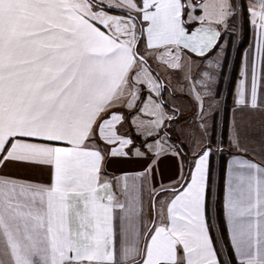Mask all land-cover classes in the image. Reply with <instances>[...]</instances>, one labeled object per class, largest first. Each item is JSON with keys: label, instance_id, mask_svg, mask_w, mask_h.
Here are the masks:
<instances>
[{"label": "snow or ice", "instance_id": "1", "mask_svg": "<svg viewBox=\"0 0 264 264\" xmlns=\"http://www.w3.org/2000/svg\"><path fill=\"white\" fill-rule=\"evenodd\" d=\"M235 9L233 0H0V169L11 162L50 173L39 184L0 172V264H222L207 218L212 150L201 147L195 129L187 133L190 178L163 190L171 198L158 213L150 206L146 230L139 194L125 184V202H118L105 160L129 151L150 159L137 174L143 181L162 156L180 155L166 146L177 113L167 111L162 75L187 78L190 54L208 60L235 28ZM247 15L264 53V0H251ZM216 66L198 69L204 79L194 83L207 91L208 69ZM245 96L242 79L237 109L264 108L255 58ZM125 124L135 137L121 131ZM200 127L206 135V122ZM242 135L261 160H236L225 218L235 264H264V132L252 135L249 124L243 134L234 123L230 142L240 147Z\"/></svg>", "mask_w": 264, "mask_h": 264}, {"label": "crops", "instance_id": "2", "mask_svg": "<svg viewBox=\"0 0 264 264\" xmlns=\"http://www.w3.org/2000/svg\"><path fill=\"white\" fill-rule=\"evenodd\" d=\"M236 5V0H233ZM246 8L251 7L249 0H245ZM236 10V9H235ZM248 24L247 38L244 47L240 52H236L237 44L239 43L235 38V28L230 29L225 34L224 39L220 41L221 48H217L203 64L200 61L203 58L195 57L193 60L195 63L192 67L191 74L186 78L184 72L176 71L171 76H167L161 79V83L165 84L166 90L163 94V100L168 104L167 111L171 114L172 109L175 108L177 113V119L171 133L172 138L178 139L179 143L184 145L186 156L180 152L179 156L165 155L162 156L154 165L152 171L148 173V179L143 180L137 174L145 171L147 166L151 163L150 159H138L132 155V151H129L128 157H106L105 171L107 173L106 179L112 184L110 191L115 195L118 202H125L123 193L125 192V184H127V192L135 196L139 194L142 202V208L144 212L143 225L145 230L151 226L148 221L150 219L149 211L150 206L156 201L159 204L155 207L156 212L160 211L161 205L170 200L171 194L164 193V189H171L173 186H179L183 176L185 165H188V175L190 178V169L194 168L193 157V140L187 133L191 129H195L197 136L201 139V147L208 145L207 142L210 139L215 143L211 148L210 156L214 158V168L210 176H208L207 189L211 188V198L214 194L216 178H217V155L222 153L225 155V159L221 165L222 167V221L225 227L227 241L230 246L232 260L235 264V251L232 249L231 241L228 234V225L225 218V194H226V180L229 177L230 172L235 166L237 159H253L256 162L261 160L260 156H253L251 152L252 145L247 139L242 138L240 140V147H236L230 142L231 130L233 124L242 128V133L247 134L249 132V124L251 125V134L259 137L264 132V108H258L256 110L240 109L238 110L235 105L237 87L240 80L245 81V90L247 99L250 95L251 81H252V62L255 58V73L257 79V100L258 103L264 105V53L258 51L256 48V42L254 39V33L251 23L246 16ZM236 24V20L234 21ZM223 31V30H222ZM241 38V33L239 39ZM238 39V40H239ZM209 63L218 64L216 67L209 68L212 73L213 79L211 81H205L207 85V91L204 86L198 83H194L192 77L203 80L202 76L197 75L198 69L208 68ZM242 70L245 75L241 76ZM231 74L233 75L231 77ZM231 79V91L230 99L227 110V124H226V138L225 145L219 144V136L221 131V121L223 117V110L225 105V98L229 80ZM199 93L201 97L203 107V118H201V102L196 100V94ZM146 94V93H145ZM130 98V97H129ZM120 111H125L122 106H117ZM131 119V118H129ZM206 122V135L204 128L200 125ZM122 132H126L129 135L135 137V129H130L128 124H125ZM163 136V133H161ZM177 137V138H176ZM215 137V138H214ZM140 140H136V144L139 145ZM216 145L219 146L218 150ZM169 151L177 148L172 141L168 142ZM249 148L247 156L244 154V148ZM220 149V151H219ZM127 150V149H126ZM230 162L231 165H230ZM0 172L6 173L14 178H19L23 181L48 184L50 182L49 169L42 166L28 165L22 163H9L7 167L0 169ZM177 181L179 184H177ZM136 183L137 188L133 189V183ZM183 184V183H182ZM206 189V194H207ZM158 191V194H156ZM158 196V198H157ZM120 209L114 210V215L118 216ZM118 222V221H117ZM142 242V238H141Z\"/></svg>", "mask_w": 264, "mask_h": 264}, {"label": "trees", "instance_id": "3", "mask_svg": "<svg viewBox=\"0 0 264 264\" xmlns=\"http://www.w3.org/2000/svg\"><path fill=\"white\" fill-rule=\"evenodd\" d=\"M240 10H241V17H242V33H241V38L239 43L237 44V54L238 52L241 51V49L245 45V40L247 38V31H248V24L246 21V11L244 8V2H240ZM233 75L231 74V77ZM231 84L232 81L231 79L229 80L228 87H227V92H226V98H225V105H224V110H223V117L221 121V131H220V145L224 146L225 145V138H226V124H227V110H228V103L230 99V91H231ZM177 148H179L181 151V154L186 156L185 150H184V145L179 143V141L175 140L172 138L171 140ZM214 158L213 156L209 157V163H210V171H209V176L212 173V170L214 168ZM225 159V155L222 153H219L217 155V178H216V184H215V189H214V194L213 197L211 198V188L207 189V194H206V205H207V218H208V223L214 227L211 231L212 238L216 241L221 242L222 247L225 249V256L228 258V264H230V258L232 261V264H234L232 260V254L230 250L229 243L227 241V236H226V231L225 227L222 221V205H221V196H222V163ZM188 165H185L184 171H183V176L181 179L182 184L184 182V178L187 177L188 175ZM161 191H158L156 194H158ZM150 227V226H149ZM217 231V233L215 232ZM143 245V238L141 242V246ZM218 245V243H217Z\"/></svg>", "mask_w": 264, "mask_h": 264}, {"label": "rangeland", "instance_id": "4", "mask_svg": "<svg viewBox=\"0 0 264 264\" xmlns=\"http://www.w3.org/2000/svg\"><path fill=\"white\" fill-rule=\"evenodd\" d=\"M241 1H243L244 2V8H245V11H246V14H247V8H246V5H245V0H236V13H237V18H236V24H235V38H236V40L239 42L240 41V39H239V35H240V33H242V30H243V25H242V17H241V10H240V2ZM249 2L251 3V0H249ZM239 39V40H238ZM153 67L155 68V65L153 64ZM164 78V76L162 75V79ZM177 138V137H176ZM212 137H210V139H211ZM215 138V137H214ZM210 139H209V141L207 142V144L208 145H210L211 146V148L213 147V145L215 144V143H213V142H211L210 141ZM177 141H179L178 139H176ZM219 144H220V136H219ZM218 147L219 146H217L216 145V149L218 150ZM219 151H220V149H219ZM158 204H159V200H158V203H156V201L153 203V205L155 206V207H157L158 206ZM211 228L213 229L214 227H212V225H211ZM216 233H217V231H215ZM216 241V240H215ZM217 243H218V245H217V249H218V251L220 252V260H221V262H222V264H228V258L225 256V249L222 247V244H221V242H219V239H218V241H217Z\"/></svg>", "mask_w": 264, "mask_h": 264}, {"label": "water", "instance_id": "5", "mask_svg": "<svg viewBox=\"0 0 264 264\" xmlns=\"http://www.w3.org/2000/svg\"><path fill=\"white\" fill-rule=\"evenodd\" d=\"M153 205V201H152V203H151V206Z\"/></svg>", "mask_w": 264, "mask_h": 264}]
</instances>
